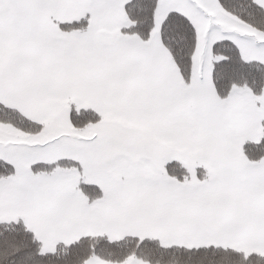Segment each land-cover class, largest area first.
<instances>
[{
  "label": "snow or ice",
  "instance_id": "6c2138e0",
  "mask_svg": "<svg viewBox=\"0 0 264 264\" xmlns=\"http://www.w3.org/2000/svg\"><path fill=\"white\" fill-rule=\"evenodd\" d=\"M0 264H264V0H0Z\"/></svg>",
  "mask_w": 264,
  "mask_h": 264
}]
</instances>
